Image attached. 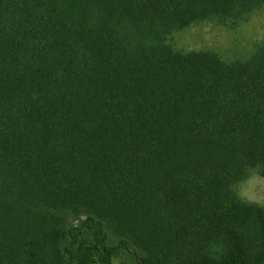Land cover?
<instances>
[{
    "label": "trees",
    "instance_id": "1",
    "mask_svg": "<svg viewBox=\"0 0 264 264\" xmlns=\"http://www.w3.org/2000/svg\"><path fill=\"white\" fill-rule=\"evenodd\" d=\"M264 0H0V264H264V41L182 52Z\"/></svg>",
    "mask_w": 264,
    "mask_h": 264
},
{
    "label": "rangeland",
    "instance_id": "2",
    "mask_svg": "<svg viewBox=\"0 0 264 264\" xmlns=\"http://www.w3.org/2000/svg\"><path fill=\"white\" fill-rule=\"evenodd\" d=\"M263 41L264 9L226 26L214 22L196 23L174 33L168 40L175 50H210L225 61L248 58ZM235 192L248 202L264 207V179L258 175L250 174L235 187ZM124 260L125 257L120 256L114 259V264H123Z\"/></svg>",
    "mask_w": 264,
    "mask_h": 264
}]
</instances>
